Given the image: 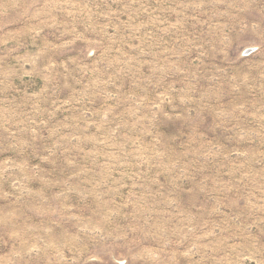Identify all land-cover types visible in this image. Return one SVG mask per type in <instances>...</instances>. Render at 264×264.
<instances>
[{"label": "rangeland", "instance_id": "1", "mask_svg": "<svg viewBox=\"0 0 264 264\" xmlns=\"http://www.w3.org/2000/svg\"><path fill=\"white\" fill-rule=\"evenodd\" d=\"M0 264H264V0H0Z\"/></svg>", "mask_w": 264, "mask_h": 264}]
</instances>
